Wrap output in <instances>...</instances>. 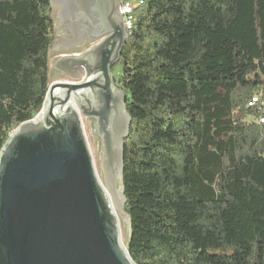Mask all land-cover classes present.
<instances>
[{
	"label": "trees",
	"instance_id": "obj_1",
	"mask_svg": "<svg viewBox=\"0 0 264 264\" xmlns=\"http://www.w3.org/2000/svg\"><path fill=\"white\" fill-rule=\"evenodd\" d=\"M134 12L113 68L132 118L130 257L264 264V112L248 108L264 101V0H145ZM55 40L51 0H0V152L44 106Z\"/></svg>",
	"mask_w": 264,
	"mask_h": 264
},
{
	"label": "water",
	"instance_id": "obj_2",
	"mask_svg": "<svg viewBox=\"0 0 264 264\" xmlns=\"http://www.w3.org/2000/svg\"><path fill=\"white\" fill-rule=\"evenodd\" d=\"M97 1L51 0L64 12L55 16L50 55L62 38L65 11ZM100 1L105 33L89 34L92 48L82 55L55 62L54 70L70 81L50 85L41 112L0 152V264H136L119 226L121 217L132 228L119 187L132 118L112 76L127 30L120 9Z\"/></svg>",
	"mask_w": 264,
	"mask_h": 264
},
{
	"label": "flooded vegetation",
	"instance_id": "obj_3",
	"mask_svg": "<svg viewBox=\"0 0 264 264\" xmlns=\"http://www.w3.org/2000/svg\"><path fill=\"white\" fill-rule=\"evenodd\" d=\"M106 3L107 5L109 3L108 7L111 9L113 7L114 11H119L122 4L121 0L112 1V4L110 0H106ZM103 7L106 6H102V2L99 0L92 4L78 3L71 10L65 11V22L60 20L59 23V32L62 38L58 41L56 50L58 49L67 56H78L92 48L89 34L100 35L106 31V15L105 9L103 13ZM60 12H64V7L60 8ZM72 17L82 20H80L81 22H72L69 20Z\"/></svg>",
	"mask_w": 264,
	"mask_h": 264
},
{
	"label": "built area",
	"instance_id": "obj_4",
	"mask_svg": "<svg viewBox=\"0 0 264 264\" xmlns=\"http://www.w3.org/2000/svg\"><path fill=\"white\" fill-rule=\"evenodd\" d=\"M145 0H126L121 4L120 12L126 24L127 40L130 38L135 24V7L143 5ZM248 108L255 110L257 113L264 112V101L259 96H255L248 104ZM259 124H264V116H259L255 119Z\"/></svg>",
	"mask_w": 264,
	"mask_h": 264
},
{
	"label": "rangeland",
	"instance_id": "obj_5",
	"mask_svg": "<svg viewBox=\"0 0 264 264\" xmlns=\"http://www.w3.org/2000/svg\"><path fill=\"white\" fill-rule=\"evenodd\" d=\"M53 10H54V17H55L59 13L60 9H53ZM56 27H57V24H56ZM59 34H60V32H59ZM64 55L65 54H63V52L58 51V49L57 50L55 49L51 53V74H52L51 84L53 82H57V81H63V82L70 81L68 78H63L60 75V73H58L57 71L54 70L55 62L58 59H60V57H62ZM121 74H122V67L116 66V68L113 70V73H112V76L114 77L115 81H118L120 79ZM249 120H251V119H249ZM120 186H121V182H119V187ZM119 220H120V228H121V234H122V242L126 246L127 238H128V235L131 231L130 224L128 222H126L124 219H122L121 217Z\"/></svg>",
	"mask_w": 264,
	"mask_h": 264
},
{
	"label": "bare ground",
	"instance_id": "obj_6",
	"mask_svg": "<svg viewBox=\"0 0 264 264\" xmlns=\"http://www.w3.org/2000/svg\"><path fill=\"white\" fill-rule=\"evenodd\" d=\"M119 226H120V220H119ZM123 243V242H122ZM124 245V244H123ZM125 246V245H124ZM126 247V246H125Z\"/></svg>",
	"mask_w": 264,
	"mask_h": 264
},
{
	"label": "crops",
	"instance_id": "obj_7",
	"mask_svg": "<svg viewBox=\"0 0 264 264\" xmlns=\"http://www.w3.org/2000/svg\"><path fill=\"white\" fill-rule=\"evenodd\" d=\"M61 58V57H60Z\"/></svg>",
	"mask_w": 264,
	"mask_h": 264
}]
</instances>
